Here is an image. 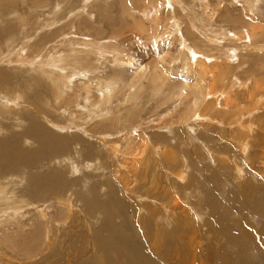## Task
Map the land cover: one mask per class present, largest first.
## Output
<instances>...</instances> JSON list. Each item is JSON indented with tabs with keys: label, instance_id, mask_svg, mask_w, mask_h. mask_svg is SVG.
<instances>
[{
	"label": "rangeland",
	"instance_id": "1",
	"mask_svg": "<svg viewBox=\"0 0 264 264\" xmlns=\"http://www.w3.org/2000/svg\"><path fill=\"white\" fill-rule=\"evenodd\" d=\"M23 1L17 0L13 4L9 0L0 1V52L7 51L5 42L10 35H13L14 44L12 49L14 52L20 50L22 39L25 37L32 47L40 42L39 45L34 46L35 48L25 51V58L27 60L36 59L38 56L43 58L38 60V67L34 66L33 70L28 68L18 71L21 67H17L14 63L13 66L0 67V70L4 71L5 82L9 84L4 91L0 90L1 94L13 95L20 93L27 103H30L29 100L32 97H37V101L40 103L48 99L54 100L51 96L52 86L49 83L47 84L45 79L42 80L39 75H36L35 70L36 68L41 70V60L45 58V55L38 48L45 46L44 42L61 41L62 38L59 35L62 32L73 35V38H71L76 41H82L83 35L94 39L96 43L93 44L92 48L98 50L100 54L101 51L106 52L102 58L99 57L95 74L87 73L85 78L75 77L73 79L75 81L73 85L76 88L79 87L81 81H87L89 77L95 78L93 83L89 82L95 92L101 79H107L108 77L109 80L110 77L118 75L131 79L133 70L129 67L124 68V70L118 68V65L116 66L115 61H113V53L110 55L108 48L113 47L111 45L121 44L119 46L125 49L126 53L124 55L126 57H133V54L138 53L136 48L138 45H129L124 43L123 40H118L122 38L123 32L135 28L132 17L135 20L143 19V22L147 25L140 13L137 16L132 12L129 15L125 14L120 8V1L122 0H93L89 3L86 11L82 9L85 0H48L45 8L36 7L37 10L32 5V0H27L24 3ZM145 1L152 0L132 1L136 12L143 10V5H146ZM175 2L180 4L179 0ZM181 2L187 11L183 12L181 8L177 7L178 5H173V9L168 4L166 6L168 11L162 24L164 30L168 29V36L170 43L173 45L172 50L174 53L177 52L175 48L180 47L176 43L179 35L176 38L174 37L175 28H171L172 23L169 22L172 18H175V12L182 28L180 32L189 42V45L194 46L196 44L205 53L209 52L207 50L210 47L213 51L214 47L208 45L210 42L205 37L212 38L211 33H217L216 39L222 43L221 46L226 47V54H229L230 50L235 54L233 65L236 66L235 68L240 67L239 72L235 69L238 80L241 78L242 82L246 79L251 87L249 91L252 90L255 82L259 81L264 85V56L260 55L261 52L258 56L255 52L245 49L243 44L233 45L224 41V37H230L228 35L230 33L241 32L244 28L247 30V26L251 23L244 15L249 14L252 18L257 17L264 23V0H208V9L198 0H181ZM58 4L59 11L57 10ZM211 8H219V13L211 18L213 21H210L206 15ZM192 9L204 18L203 23L193 22L194 18L190 13ZM25 13L27 19H29L26 26L27 32L22 30L18 23L19 16ZM54 20L58 22V25L52 27ZM169 23H171V26L166 28ZM84 26L86 28H83ZM224 31L228 33L226 32L223 35ZM235 38L230 37L229 39L239 42L234 40ZM135 41L138 40L135 39ZM66 44H68L67 41ZM47 47L46 54L49 57L54 52L50 45ZM88 48L85 47L84 49ZM262 53L264 54V50ZM8 54L7 51L6 55ZM175 55L177 57L176 53ZM216 56L221 58L222 61L227 60V58H224L225 55L222 51L216 53ZM14 60L15 57L13 62ZM92 60L94 59L92 58ZM173 66L172 79L167 84H159L157 87L158 94L155 86L149 83H145V86L142 85L138 89L136 88V92L133 93L140 97V100L137 101V109L142 110L138 119L139 123L134 127L137 129L135 133L136 135L144 133L145 136L142 138V144H133L135 146L134 150L125 149L123 142L120 140L122 137L118 138L117 144H120L122 154L131 155L126 156L125 159L127 160L123 159L124 161L119 163L116 160L112 161L110 158L107 162V157L99 151L101 145L99 137L103 132V127L97 126L95 128V125H97L95 118L88 125L84 124L83 121H78L76 123L78 129L73 128V131L71 129L63 131L62 128L68 125L70 115L67 113L61 114L60 112L56 115L51 114L49 109L42 107L44 109L42 115H46L53 120L52 125L48 124L47 120L43 121L46 128L69 139L74 135H80L88 142V147L92 145L101 155V158L104 159L99 163H97V160L91 159L89 161L90 165H80L78 171L74 173L63 170L65 163L61 167L42 161L39 171L51 174L60 173L64 180L69 182L71 186H75L76 190L74 189L73 192H80L91 198L94 195L98 199V204L92 211L93 216L90 214L85 216L83 205L76 200L74 210L80 209L81 214L78 213L76 218L71 214L72 222L79 226L77 231L83 235L85 241L82 249L86 247L90 249L86 256L87 259H92L95 256L96 262L102 255L103 257L107 256V253H104L103 250L100 252V249L95 245V255L92 256L89 241L93 232L95 236V232L99 231L109 219V216L113 214V234L117 235L119 233L113 229H121L120 226L124 222H128V225L126 224L124 228L125 232H122L125 241L122 242V245L126 243L127 252L130 250L129 252L143 253L144 258L141 257L142 264H264V105L260 106L259 110H255L253 107L257 99L262 97V92L254 100L255 102L249 104L246 101L248 95L245 94V90L241 91L242 87L237 80L233 94L238 93L242 97L245 96L243 99L246 103L243 102L245 105L243 104L242 110L245 111V115L248 111L251 112L249 116L243 117L244 122L243 125H240L241 127H230L229 121L225 120L224 117H216V122H210L214 124L210 127L204 124L200 126L194 121L182 122L184 119L182 117L186 112L185 108L190 105L189 102L177 107L174 110V115L160 119L162 114L165 113L164 110L170 109L172 111L176 105H173V100L166 103H164V100L169 94L172 96L171 93L174 88L183 80L181 60ZM47 71L50 72V70ZM129 89L125 87L114 98L112 105L108 104L107 106L112 107V110L119 109L123 116H127L129 110H126V107L130 104V101L126 102L130 93ZM243 99L240 100L243 101ZM78 104L81 107H86L82 100L78 101ZM73 109L72 107L71 110L73 111ZM236 110L240 112L238 109ZM20 111L25 112L27 110L22 107ZM192 123L194 124L193 129L189 127ZM23 125L21 129L11 127V130L0 133V139L6 140L21 136L29 123ZM81 128L88 132L82 134V131H78ZM121 135L125 136V133L122 132ZM26 145L27 149H36V144L28 142ZM142 145L146 148L143 150L145 152L142 156V164L138 166L137 171H128L127 167L124 169L121 164L128 165V160L133 159L134 154L137 153V148L141 149ZM156 152L159 156L156 155ZM71 156L74 158L75 154ZM116 177L121 178L120 184L115 181ZM86 180L89 185H86L85 188L84 182ZM127 181L130 182V186H127ZM107 183H109V186ZM111 186L121 188L125 193L122 197H127V200L125 199L126 206H123L126 209L123 211L118 208L119 206L115 208L113 205L110 206L109 213L105 211L104 206L109 201ZM92 189H94V192ZM88 190L91 192L87 193ZM71 193L70 190L67 195L69 196ZM126 194L129 195L130 199ZM178 201L181 205L176 208V202ZM48 202L52 206L50 212L55 213L57 210L53 216L61 220L65 213L60 211L62 208H58V202L53 201L51 203L50 199H48ZM54 207L57 209H54ZM119 212L126 214V219L122 218ZM36 215L37 211H34L27 217L35 219ZM65 216V219L68 218V213ZM69 222L71 221L69 220ZM128 235L132 237V240L129 239ZM69 243L68 241L67 244ZM117 251L116 249L110 255L113 256L109 263L134 264L131 262L132 255L122 256L124 251ZM1 254L3 255V253ZM143 259H146L147 262L144 263ZM39 261L37 259H34V261H31V259L16 260L9 256L5 261L0 259V264H34V262L38 263ZM43 264L51 263L43 262Z\"/></svg>",
	"mask_w": 264,
	"mask_h": 264
},
{
	"label": "bare ground",
	"instance_id": "2",
	"mask_svg": "<svg viewBox=\"0 0 264 264\" xmlns=\"http://www.w3.org/2000/svg\"><path fill=\"white\" fill-rule=\"evenodd\" d=\"M16 1L9 0L12 4L16 3ZM92 1L93 0H85L82 9L86 11L89 3ZM129 1L130 2L127 0L120 1V8L127 15L132 12L137 16V14L140 13V16L144 18L147 25H145L143 19L140 18L139 20H135L134 17H132L135 28L123 32L122 38L118 41L123 40L126 44L138 45L136 47L138 53L133 54L134 58L132 56L126 57L124 55L126 53L125 49L119 46L121 44L117 46L111 45L113 47L107 48L109 49L108 53L110 55L113 53V61H115L116 66L118 65V68H123L124 70V68L129 67L133 70V74H131L132 76L130 77L131 79L126 76L125 78L123 75L110 77L109 80L108 77L107 79H101V81L98 82L99 85L95 92L89 84V82L93 83L95 78L89 77L87 81H81L79 87L76 88L73 85L75 82L73 79L75 77L85 78L87 73L95 74L94 72L97 70V65L99 64V57L102 58L106 52L103 53L104 51H101L100 54L98 50L92 48L93 44L96 43L94 39L84 37L83 35L82 41H76L72 39L73 35L59 32L61 33L60 35L58 34L59 37L62 38L61 41L43 43L46 47L50 45L53 48V55L47 57L46 49L48 47H37L38 50L45 55V58L41 60V70L39 68H36V70L34 69L36 75H39L42 80L45 79L46 83L52 86L53 90L51 96L54 100L48 99L40 103L37 101V97H32L29 100L30 103H27L24 96L20 93H15L13 95H3L0 93V133L11 130V127L13 129H21L24 126L23 124L29 123L28 127H24L25 129L21 136H15L12 139L6 140L0 139V259H2V261L7 260L10 256V258L16 260H40L38 263L34 262V264H43V262H50L51 264H112L113 262L109 263V261L113 255H110L117 249L120 252L124 251L122 256L132 255L131 262L134 264H140V262L142 264L141 257H143V253L141 254L136 251L129 252L130 250L127 252V248H125L126 243L122 245V242H125L122 232L126 224L128 225V222H124V224L120 226L121 229H113L119 232L117 235L113 234V214L109 216V219L103 227L95 232V236L93 232L92 238L89 241L92 249V252H90L92 256L95 255V246L100 249V252L103 250L104 253H107V256L103 257L102 255L96 262L95 256L92 259L86 258L90 249L87 247L82 249V245L85 242L83 235L78 233L77 229L79 226L77 224L75 225L71 220L72 216L76 218L78 213L81 214L80 209L74 210V202L75 200L81 202L85 216H87L89 214L92 215L93 209L98 204V199L94 195L93 198H91L80 192H73L75 186H71L69 182L64 180L60 173H43L44 171H39V169L41 168L42 161H47L50 164L59 165L61 167L63 166L62 164L65 163L63 170L74 173L78 171L80 165H90L89 161H91V159H95L97 163H99L104 158H101V155L92 145L88 147V142L80 135H74V137L69 139L68 137H63L59 133H55L46 128L43 121L47 120V123L52 125L53 120L46 115H42L44 113L42 107L49 109L51 114L56 115V113L60 112L61 114L67 113L70 115L68 125L62 128L63 131L72 130L73 128L78 129L79 127L76 125L78 121H83L84 124L88 125L90 121L95 118L97 122L95 128H97V126L103 127L102 134L100 137L98 135L101 142L99 151L107 157V162L108 158H110L112 161L116 160V162L119 163L127 160L125 157L131 155L122 154L120 149L121 146L117 144L118 138L122 137L120 140L123 142L125 149L130 148L134 150V145H138V143L142 144V138L145 136L144 133L140 135H136L135 133L137 129L134 127L139 123L138 119L142 110L139 111L140 109H137V101L140 100V97L133 93L136 92V88L138 89L145 83H149L155 86L158 94L159 91L157 87L159 84H167V82H170V79H172V66L179 60H181V72L183 73L181 76H183V80L174 88V91L171 93L172 96L169 94L164 100V103L173 100V105H176L173 107L172 111H170V109L164 110L165 113L162 114L160 119L174 115V110L177 107L183 106L189 102L190 105L185 108L186 112L182 117L184 118L182 122L189 123L194 121L200 126L204 124L210 127V125H214L211 123L216 122V117H224L225 120L229 121L228 124L230 127H241L240 125H243L244 122L243 117L249 116L251 113L248 111L245 115V111L242 110L243 104L246 103V101L249 102V104L255 102L254 100H256L262 92V97L257 99L253 107L255 110H259V107L264 105V85L259 81L255 82L250 93L249 88L251 87L246 79L244 80L245 82H241V78L238 80L239 78L237 73L235 74V69L239 72L240 67L235 68L236 66L233 65L235 54L232 50H230L229 54H226V47L221 46L222 43L216 39L217 33H211L212 38L208 36L205 37L210 42L208 45L214 47L213 51L210 47L207 50L209 52L205 53L198 45H189V42H187L182 32H180L182 28L174 12L175 18L169 21L172 23V26L171 23H169L166 28L169 26L175 28L173 32L175 38L179 35L176 43H178L180 47L175 48L177 50V52H175L177 54L176 57L172 50L173 45L169 40L168 29L164 30L162 24L166 12L168 11L166 7L168 4L173 9V5H178L177 7L181 8L183 12L187 11L186 8L183 7L184 5L181 0H179L180 4L176 3V0L145 1L146 5H143V10L138 12H136L132 5V1L134 0ZM198 1L204 4L206 9L209 8L208 0ZM24 2H27V0L23 1V3ZM220 3L219 1V4ZM47 4L48 0H32V5L35 9L36 7H40L41 9L45 8ZM58 8L59 4L57 7L59 11ZM148 8L150 9L148 10ZM190 13L193 15V22L203 23L204 18L200 17L194 9H192ZM217 13H219V8H211L206 15L209 17L210 21H213L211 18ZM26 16L27 14L25 13L19 16L18 20L20 28L25 32L28 31L26 26L29 20ZM244 16L251 23L247 26V30L244 28L241 32L228 34L230 37H236L234 40L240 43L232 41L229 39L230 37H224V41L233 45L243 44L245 49L255 52L258 56L261 52L260 55L264 56L262 53L264 50V23L255 16V18L250 17L249 14ZM209 20H207V22H209ZM57 23L58 22L54 20L51 26L53 27ZM194 27L196 28L195 25ZM83 28L86 27L84 26ZM226 32L224 31L222 34L224 35ZM113 39L115 38L113 37ZM135 39L138 41H135ZM66 41L68 44H66ZM138 42L139 44H137ZM13 44L14 36L10 35L5 42V47H7L9 54L6 55L7 51H3V53L0 52V67L13 66V63L17 67H21L18 71L28 68H32L33 70L34 66L38 67V60L43 57L38 56L36 59L27 60L25 58V51L30 50V48H35L34 46L39 45L40 42L34 44L32 47L29 44V40L24 37L20 45V50L17 52L13 51ZM85 47L89 48L84 49ZM220 51L224 52V58H227V60L225 59V61H222L221 58L216 56V53ZM14 57L15 60L13 62ZM92 58L94 60H92ZM47 70H50V72ZM237 80L242 87L241 91L245 90V94L247 93L246 95H248V97L246 96V101L243 99L245 96L242 97V95L240 96L238 93L235 95L233 94V89L237 85ZM5 81L6 77L4 71L1 69V91H4L9 85ZM125 87L130 88V93L128 94V100L126 102L130 101L131 105L129 104L126 107V110H129L127 116H123L119 109L112 110V107L107 106L108 104L112 105L114 98L118 96L117 94ZM240 99H243V101ZM22 100L24 101L22 102ZM80 100L85 103L86 107H81L78 104ZM240 106L241 108L239 109ZM22 107L27 111L21 112L20 109H22ZM72 107L74 108L73 111L71 110ZM75 107H77V109H75ZM236 109L240 112H237ZM189 127L193 129L194 124H190ZM92 128L94 129V127ZM249 129H251V127H249ZM78 131H82V134L88 132L82 130V128ZM122 132L125 133V136L121 135ZM133 134H135V136H133ZM28 142L36 144V149H27L26 144H28ZM143 142H145V140H143ZM169 147L171 148V146ZM145 148L146 146L144 145L141 146V149L137 148V153L134 154L133 159H131V157V161L128 160L129 166L121 164L122 167L124 169L127 167L128 171H137L138 166L142 164L141 160ZM73 154H75L74 158L71 156ZM156 155H158L157 152ZM35 170H37V172H35ZM115 181L120 184L122 180L120 177H116ZM109 183H107L108 186ZM126 184L130 186L129 181H127ZM86 185H89L87 180L84 182L85 188L87 187ZM70 190L72 193L68 196L67 194ZM93 190L94 189H92V191ZM111 190L108 197L109 201L105 206L103 205L106 213H109L108 211L111 205L115 208L119 206L118 208H120L121 211L126 209L123 206H126L125 199L127 200V197H122V195L125 194L122 189L111 186ZM89 192L91 191L88 190L87 193ZM126 195L130 199L129 195ZM73 196L74 198H72ZM48 199H50L51 203L57 201L58 208H62L60 211H64L65 214L61 220L53 216L57 210L55 213L50 212L52 206H50ZM180 205L179 201L176 202V208ZM54 209L57 208L54 207ZM34 211H37L35 219L32 217L28 218L27 216ZM67 213L69 217L65 219ZM119 215L126 219V214L123 212H119ZM85 219L88 220L87 217H85ZM69 220L71 222H69ZM128 237L132 240L130 235H128ZM68 241L70 242L69 244H67ZM1 253H3V255ZM108 256L110 257L108 258ZM146 257L148 256L146 255ZM143 262L145 263L147 260L145 259Z\"/></svg>",
	"mask_w": 264,
	"mask_h": 264
}]
</instances>
